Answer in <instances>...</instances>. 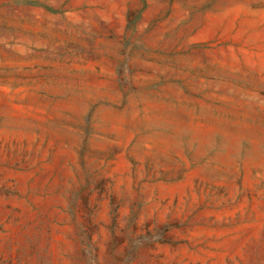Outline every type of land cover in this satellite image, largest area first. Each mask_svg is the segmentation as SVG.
I'll return each instance as SVG.
<instances>
[{"label": "rangeland", "instance_id": "374dc122", "mask_svg": "<svg viewBox=\"0 0 264 264\" xmlns=\"http://www.w3.org/2000/svg\"><path fill=\"white\" fill-rule=\"evenodd\" d=\"M0 264H264V0H0Z\"/></svg>", "mask_w": 264, "mask_h": 264}]
</instances>
